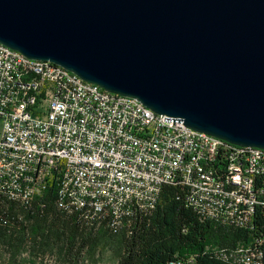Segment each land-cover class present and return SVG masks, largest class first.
I'll use <instances>...</instances> for the list:
<instances>
[{
	"label": "built area",
	"instance_id": "2783aa9c",
	"mask_svg": "<svg viewBox=\"0 0 264 264\" xmlns=\"http://www.w3.org/2000/svg\"><path fill=\"white\" fill-rule=\"evenodd\" d=\"M86 220L153 209L187 188L204 219L251 229L264 215V150L230 144L0 43V195L27 204L50 183Z\"/></svg>",
	"mask_w": 264,
	"mask_h": 264
},
{
	"label": "water",
	"instance_id": "95a60500",
	"mask_svg": "<svg viewBox=\"0 0 264 264\" xmlns=\"http://www.w3.org/2000/svg\"><path fill=\"white\" fill-rule=\"evenodd\" d=\"M0 43L264 150V0H0Z\"/></svg>",
	"mask_w": 264,
	"mask_h": 264
},
{
	"label": "trees",
	"instance_id": "16d2710c",
	"mask_svg": "<svg viewBox=\"0 0 264 264\" xmlns=\"http://www.w3.org/2000/svg\"><path fill=\"white\" fill-rule=\"evenodd\" d=\"M187 188L163 185L153 209L86 220L59 206L57 183L27 204L0 195V264H83L98 250L112 264H264V215L251 229L204 219L186 203ZM47 259H49L47 262Z\"/></svg>",
	"mask_w": 264,
	"mask_h": 264
},
{
	"label": "rangeland",
	"instance_id": "374dc122",
	"mask_svg": "<svg viewBox=\"0 0 264 264\" xmlns=\"http://www.w3.org/2000/svg\"><path fill=\"white\" fill-rule=\"evenodd\" d=\"M96 255L97 257L93 261L89 256L87 257L85 254V258L87 259L83 264H112L113 259L110 252L98 250ZM48 260L49 259H47V262H49Z\"/></svg>",
	"mask_w": 264,
	"mask_h": 264
}]
</instances>
